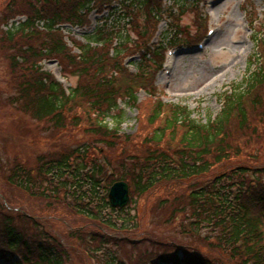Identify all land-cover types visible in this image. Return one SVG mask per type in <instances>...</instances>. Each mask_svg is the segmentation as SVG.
Masks as SVG:
<instances>
[{
  "label": "trees",
  "instance_id": "1",
  "mask_svg": "<svg viewBox=\"0 0 264 264\" xmlns=\"http://www.w3.org/2000/svg\"><path fill=\"white\" fill-rule=\"evenodd\" d=\"M114 2H8L12 5L2 14V22L7 27L3 37L10 50L11 72L19 90L15 103L24 102L27 113L50 126L54 138L67 133L80 136L64 145L59 143L52 153H44L34 168L27 169L16 163L7 170L8 182L35 199L45 200V204H49L47 208L53 210L50 207H54V212H58L55 205L66 206L74 216L85 217L100 226L111 229L113 225H120L121 229H126L135 225L137 218L125 210L119 211L115 218L112 217L116 216L114 211L109 213L108 189L103 193L101 185L108 176V169L114 170V175L107 180L109 186L118 181L128 182L135 197L147 195L164 182L196 181L187 190L173 194L172 200L157 201L156 204L163 205L161 216L165 218L163 208L174 201L176 203L167 209L170 214L167 221L183 216L189 224L183 226L187 241L204 240L200 235L203 227L211 235L210 240L201 242L206 251H213L215 243L219 251L229 254L227 257L232 263L264 264V181L257 176L264 175V168L237 166L205 181L216 166L226 165L235 156L232 126L237 122L240 129H248L246 101L251 100L253 109L262 107L261 115H264L261 98L264 58L254 56L258 60L250 63L244 80L220 95L221 110L217 116H210L204 122L193 118L186 106L154 101L150 115L138 116L146 126L147 131L143 132L146 140L140 146H147L144 149L147 152L133 156L128 147L134 137L126 135L122 129L126 107L141 112V91L147 93L149 99L153 98L157 91L156 68L161 64L164 48L158 45L153 55L132 63L137 73L130 72L125 59L141 51L145 55L150 52V42L164 14L160 1L153 4V0H120L111 10L112 17L103 19V24L93 33L86 34L84 42L73 40L79 52L68 45L58 28L62 24L84 28L90 24L95 10L102 13ZM19 15H26L28 20L9 27L10 20ZM43 22L46 31L39 28ZM178 26L166 34L163 44L174 45L189 39L188 31ZM254 42L257 46L264 45V32L256 35ZM51 60L59 63L67 78L77 79L75 86L67 91L43 70L42 63ZM165 112L166 117L160 120ZM178 131L182 132L180 137ZM118 147L123 150L119 155ZM250 173L256 179L246 180ZM163 199L167 200L162 202ZM5 202L0 208L1 258L10 250L22 249L23 261L18 264H70L71 251L63 247L65 240L46 230L37 220L39 214L22 213L18 219H13ZM74 228L68 224L63 229L73 245L76 243L73 240L80 241L83 237V234H73ZM104 242L103 239L100 243L105 245ZM103 260L105 264H125L113 253H105ZM215 262L203 257L186 264Z\"/></svg>",
  "mask_w": 264,
  "mask_h": 264
},
{
  "label": "rangeland",
  "instance_id": "2",
  "mask_svg": "<svg viewBox=\"0 0 264 264\" xmlns=\"http://www.w3.org/2000/svg\"><path fill=\"white\" fill-rule=\"evenodd\" d=\"M9 1L0 0V167H2L0 170V208L2 204H6V200L8 208L11 209L10 215L15 219H18L22 213L32 214L34 211L39 214L36 217L43 227L49 232L57 233L60 240H65L62 243L67 246L69 252L71 251L70 264H105L104 252L97 254V250L101 249L97 242L101 239L92 234L102 230L101 224L74 216V212L66 206L58 208V205H55L58 212H54V207H50L53 210L47 208L49 204L46 205L45 200L35 199L8 182V171L16 163L26 166L27 169L34 168L41 156L44 153H52L59 143L64 145L69 140L80 139V136H75L76 133H67L61 137L62 139L54 138L50 126L38 122L27 113L24 102L15 103L19 90L16 88L14 75L11 72V54L9 47L5 46L3 31L6 27L2 22L5 7L11 8L13 3L7 5ZM206 1L211 0H203L195 4L185 2L183 9H179L183 10V13L176 16L172 14L168 17V21H171L173 25L169 29L175 28L178 24L177 20H180L179 25L184 28V32L188 31L187 36L190 39L204 37L207 30L211 28L215 31L214 36L207 39L201 51H197L194 46L184 45L178 48L179 53L172 71L169 75L164 72L159 73L157 80L160 85L157 92L160 100L188 107L193 113V118L203 122L220 112V95L228 92L232 87L235 88L244 80L250 63L258 60H255L254 56L256 58L259 55L260 58H264V45L256 50L257 45L254 42L255 36L264 32V0H216L204 7L203 2ZM96 19H98L97 15L93 14L92 21L95 26ZM167 24L166 21L161 23V33L168 29ZM92 31L88 29V32ZM75 36L77 40L83 39L82 34ZM153 42H157V39ZM184 42H186L185 39L182 43ZM42 66L45 71L51 72L57 79L64 82L66 87L76 85L77 79L74 77L68 81L64 79L57 65L43 62ZM261 92L264 105V86ZM140 100L142 102L141 112L126 107V121L122 125L123 132L134 137L128 147L133 156H143L147 152L144 150L148 148L147 146H140L146 140L143 132L147 130L146 126L139 121L138 116L144 118V115H150L151 106L155 101L144 94L140 95ZM250 102V99L246 101L249 111L248 129H240L237 122H234L232 126L233 142L236 148L233 155L235 156L226 165L216 166L205 181L237 166L264 168V115H261L263 110L262 107L253 109ZM155 127H158V124ZM178 134L180 137L182 132L178 131ZM169 142L172 146L176 144L171 140ZM122 151V148L118 147L117 154L119 155ZM250 174L246 175V180L252 178ZM257 176L264 179L263 174ZM195 182L190 181L187 184L164 182L143 197L134 196L135 201L128 212L137 216L135 225L125 227L126 229H121L120 225L115 226L121 231L119 237L126 238L125 241L115 238L117 233L110 231L112 234L110 237L122 240V242L117 241L102 246V248L105 247L108 250L107 254H115L120 262L123 260L125 264H144L149 254L165 250L164 243H174V245H189L191 249H185L186 252L200 253L216 261V264H239L232 263L227 257L229 254L219 251L214 242L213 246L216 249L206 251L201 242L210 240L211 235L203 227L200 235L204 240L187 241L183 226L187 227L188 221L183 216H179L175 221H167L170 215L167 209L176 202L172 201L168 207H164L163 216L165 218L161 216L163 205L156 204V202L161 198L172 200L173 194L183 189L187 190ZM4 216L7 217V214ZM112 217L115 218L117 215H112ZM68 224L75 226L73 234H92L94 237L83 235L85 237L80 238L81 241L73 240L80 244L73 245L63 232ZM134 239H137L136 243L130 241ZM92 257L94 261L91 260ZM98 257H100L99 260Z\"/></svg>",
  "mask_w": 264,
  "mask_h": 264
},
{
  "label": "water",
  "instance_id": "3",
  "mask_svg": "<svg viewBox=\"0 0 264 264\" xmlns=\"http://www.w3.org/2000/svg\"><path fill=\"white\" fill-rule=\"evenodd\" d=\"M111 198L113 200V204L115 206H123L125 205L128 198V186L124 183H118L114 186L111 192Z\"/></svg>",
  "mask_w": 264,
  "mask_h": 264
}]
</instances>
